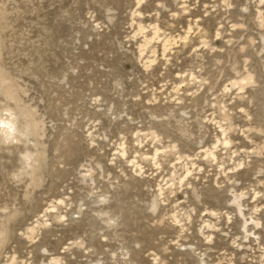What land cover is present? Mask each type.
<instances>
[{"label":"rangeland","instance_id":"rangeland-1","mask_svg":"<svg viewBox=\"0 0 264 264\" xmlns=\"http://www.w3.org/2000/svg\"><path fill=\"white\" fill-rule=\"evenodd\" d=\"M0 44V264H264V0H0Z\"/></svg>","mask_w":264,"mask_h":264},{"label":"bare ground","instance_id":"bare-ground-1","mask_svg":"<svg viewBox=\"0 0 264 264\" xmlns=\"http://www.w3.org/2000/svg\"><path fill=\"white\" fill-rule=\"evenodd\" d=\"M1 52H2V48L0 44V58H1ZM0 80H1L0 87H2V91L6 93L5 95H8L9 100H15L16 104H18L20 99L18 98V96L17 98L19 100L15 97L16 91L14 90V88L18 86L15 80L12 79V77L10 78V76H8V74H6L5 72H1V71H0ZM248 80L249 79H245V81ZM248 84H250L249 81ZM239 86L243 88L246 85L243 81L239 83ZM10 104L12 103L10 102ZM16 104L15 107L14 106L12 107L8 103L4 105L0 104V145H7L15 141L25 140L29 138H36V137L39 138V136L42 135L43 133L42 121L37 118L36 116L37 113L34 110H30V109L25 110V108L22 109L21 107H18ZM36 140H37L36 144H38V139ZM38 156H39L38 153L36 154L35 151L31 152L29 150H25L22 154V157L20 158V163H21L20 167L18 168V170H16L17 172L15 173L14 177L20 178L22 176H29L31 178V183L34 184L40 183L41 176L36 175L38 172L34 168V163H36V158H38ZM233 203L237 206V208L240 206V205L238 206L237 199H234ZM245 225L246 224H244V226ZM56 264H59V262H56Z\"/></svg>","mask_w":264,"mask_h":264}]
</instances>
